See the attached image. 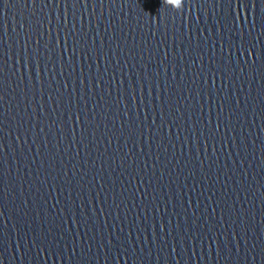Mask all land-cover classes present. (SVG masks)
<instances>
[{"label": "water", "instance_id": "1", "mask_svg": "<svg viewBox=\"0 0 264 264\" xmlns=\"http://www.w3.org/2000/svg\"><path fill=\"white\" fill-rule=\"evenodd\" d=\"M5 11L0 264H264L258 7L255 28L227 0Z\"/></svg>", "mask_w": 264, "mask_h": 264}, {"label": "snow or ice", "instance_id": "2", "mask_svg": "<svg viewBox=\"0 0 264 264\" xmlns=\"http://www.w3.org/2000/svg\"><path fill=\"white\" fill-rule=\"evenodd\" d=\"M82 2V0H81ZM29 3L34 7L36 4V0H0V17H3L6 15V9L9 7H28ZM73 6H78V0H73ZM227 6L229 8L235 7L236 9L240 11H248L249 9H252L251 15L253 17L252 24L250 25L251 28L256 27V12L255 9L259 8V27L262 31H264V0H259V3H257V0H227ZM247 22V21H246ZM65 44H67V32H65ZM252 37V32L249 31L247 34V38L244 35V29H240V38L236 42V45H238V50L241 52V54H247L248 57L255 56L257 59L260 58V52L256 51L253 52L252 49L255 48V45L250 43ZM57 43L59 41L57 40ZM73 43L75 44V40H73ZM47 46V45H46ZM235 46L232 42L228 44L229 48H232ZM256 63V60L252 61V64L254 65Z\"/></svg>", "mask_w": 264, "mask_h": 264}]
</instances>
